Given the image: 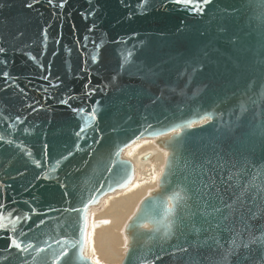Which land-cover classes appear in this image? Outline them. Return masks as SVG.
<instances>
[{
    "label": "water",
    "instance_id": "water-1",
    "mask_svg": "<svg viewBox=\"0 0 264 264\" xmlns=\"http://www.w3.org/2000/svg\"><path fill=\"white\" fill-rule=\"evenodd\" d=\"M194 2L0 0V264H96L143 139L121 264H264V0Z\"/></svg>",
    "mask_w": 264,
    "mask_h": 264
},
{
    "label": "bare ground",
    "instance_id": "bare-ground-1",
    "mask_svg": "<svg viewBox=\"0 0 264 264\" xmlns=\"http://www.w3.org/2000/svg\"><path fill=\"white\" fill-rule=\"evenodd\" d=\"M147 153H152L150 160L140 163L141 157ZM123 157L135 165V179L125 190L104 198L101 206L93 209L89 217V251L91 254L94 252L95 259L104 261V264L124 258V227L140 201L157 188L166 160V154L149 140H140L128 147Z\"/></svg>",
    "mask_w": 264,
    "mask_h": 264
},
{
    "label": "snow or ice",
    "instance_id": "snow-or-ice-1",
    "mask_svg": "<svg viewBox=\"0 0 264 264\" xmlns=\"http://www.w3.org/2000/svg\"><path fill=\"white\" fill-rule=\"evenodd\" d=\"M173 2L177 3V4H183L185 6H190L193 9L198 10V11L201 10V5L198 3H195L194 0H173ZM208 2H209V0H203V3H205V4ZM0 51H2V49H0ZM84 130H85L84 128L81 129L82 132ZM0 219H2V218H0ZM13 244L16 248H18V249L20 248L19 244H16L15 242H13ZM65 255H67V253H65ZM70 261H71V258H69V264H70Z\"/></svg>",
    "mask_w": 264,
    "mask_h": 264
},
{
    "label": "rangeland",
    "instance_id": "rangeland-1",
    "mask_svg": "<svg viewBox=\"0 0 264 264\" xmlns=\"http://www.w3.org/2000/svg\"><path fill=\"white\" fill-rule=\"evenodd\" d=\"M144 140V139H143ZM145 140H149V141H151V142H153L154 143V140L153 139H145ZM154 146L156 147V149H158V150H160V152L161 151H163V153L164 154H167L166 153V151H164L163 149H159L156 145H155V143H154ZM150 160V159H149ZM148 160V161H149ZM147 161V162H148ZM140 163H142V162H140ZM145 163H146V161H145ZM136 176V175H135ZM135 179V178H134ZM121 192V191H120ZM118 193V192H117ZM149 193V192H148ZM116 194V193H115ZM114 195V194H113ZM101 206V205H100ZM99 206V207H100ZM98 207V208H99ZM96 209V208H95ZM124 236V235H123ZM124 239H125V236H124ZM127 251V246H126V239H125V244H124V249H123V252H124V256H125V252ZM87 254L92 258V260L94 261V263H96V264H104L105 262L104 261H99V260H96L95 259V253L94 252H92V254H94V255H92L91 253H90V251H89V246H88V240H87ZM123 256V257H124ZM95 259V260H94ZM122 260H123V258H121V260H119V262H115V263H110V264H121V262H122Z\"/></svg>",
    "mask_w": 264,
    "mask_h": 264
}]
</instances>
